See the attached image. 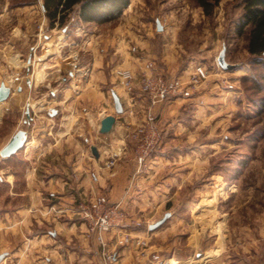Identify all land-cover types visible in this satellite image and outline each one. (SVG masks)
<instances>
[{
  "label": "crops",
  "instance_id": "crops-1",
  "mask_svg": "<svg viewBox=\"0 0 264 264\" xmlns=\"http://www.w3.org/2000/svg\"><path fill=\"white\" fill-rule=\"evenodd\" d=\"M134 8L137 7L130 3L116 20V26H109L115 20L84 22L77 15L78 26H81L78 30H83L84 34L81 41L76 42L73 33L67 35V41H71V52L73 45L81 47L80 59L70 53L62 63L53 62L50 67L55 65L56 69L46 75L57 77L55 85L48 78L49 93L33 101L28 99L24 119H19L16 127L0 136L1 151L18 130L27 132L23 149L7 159L0 156V264H101L100 245L95 234L90 233L74 213L80 202L100 195H105L112 204H119L126 217L123 228L109 233L110 246L129 230L145 235L153 232L149 228L156 219L150 218L170 213L171 196L180 191L179 184L173 191L174 184L179 183L180 177L183 179L184 172L176 176L177 171L167 174L160 170L168 162L176 163L173 168L179 169L180 156L170 159L167 145L162 141L147 166L139 170L134 145L127 135L143 119L147 99L139 87L128 94L119 85L115 70L128 69L139 77L146 65L153 63L159 74L187 78L195 65H206L210 61L200 52L187 51L174 36L171 38L169 33L173 28L164 20L159 19L164 28L160 32L157 22L140 18V15L135 17L131 12ZM37 50L32 47L27 57L30 69L39 61L43 62V67L53 61L52 56L38 60ZM7 54L8 50L2 46L1 73L4 69L7 72ZM215 62L218 63V57ZM214 69L218 75L214 78L225 77L215 66ZM41 77L28 80L32 94L39 89L40 83H45ZM2 82L5 81L0 84ZM212 86L213 82L209 81L192 97L172 101L171 98L164 106L160 105L157 108L160 125L167 112L178 104L181 106L185 101L194 105L201 101L207 103L213 95ZM17 87L18 95L24 94L20 84ZM113 92L121 99L122 114L116 113ZM2 103L0 126L10 113ZM27 107H30V119L26 116ZM53 110H56L55 115ZM109 115L115 116L116 122L110 133L103 134L100 124ZM175 131L180 133V124ZM161 137L163 139L164 135ZM93 147L98 156L93 154ZM111 158L116 159V164L109 168L106 163ZM172 215L170 213V217ZM138 221L142 222L140 226L136 225ZM225 226H222L224 233L228 228ZM217 239L207 257L208 264H230L232 260L226 252L230 238L228 241L225 237L220 243ZM133 247H119L114 264H148L136 255ZM260 261L264 264V257ZM159 262L160 259L153 255L149 264Z\"/></svg>",
  "mask_w": 264,
  "mask_h": 264
},
{
  "label": "rangeland",
  "instance_id": "rangeland-1",
  "mask_svg": "<svg viewBox=\"0 0 264 264\" xmlns=\"http://www.w3.org/2000/svg\"><path fill=\"white\" fill-rule=\"evenodd\" d=\"M132 2L137 7L131 11L135 17L140 15L152 22L164 20L173 28L170 37L174 36L187 51L208 57L210 62L204 65L209 70L207 81L193 94L209 81L213 82L214 91L210 89L213 95L207 103L201 101L194 105L185 101L162 118L160 133L164 137L161 142L167 145L170 159L180 156V168L175 170L176 163L168 162L160 171L167 174L177 171L176 176L184 172L183 179L180 177L179 183L174 184L173 191L179 184V193L175 191L169 201L168 212L173 215L147 235L130 230L122 233L113 246L108 244V252L115 261L119 247L133 245L136 255L148 264L153 255L160 259L158 264H208L207 257L214 249L215 238L220 243L226 237L228 241L230 238L226 251L232 260L230 264H262L264 65L254 64L248 52L249 30L243 35L236 30L243 14L242 0H222L209 16L195 0H130ZM116 20L109 26L118 25ZM78 25L77 14L72 13L64 25L52 28L43 10V0H0V49L3 46L8 50L7 72L6 69L0 72V82L5 81L13 91L2 103L10 113L0 126V136L16 127L19 119H24L28 99L33 101L49 93L48 78L55 85L57 77L46 75L56 69L55 65L50 67L53 62L62 63L70 53L80 59L81 47L73 45L71 52V41H67V35L72 33L73 41H81L84 32L78 30L81 27ZM32 47L38 48V60L52 56L53 61L44 67L39 61L30 69L26 60ZM224 47L226 61L235 66L232 71L214 63ZM214 66L225 77L214 78L218 77ZM39 75L45 83H40L32 94L27 82ZM18 84L24 94L18 95ZM173 99L180 97L171 101ZM178 124L180 133L175 131ZM165 213L151 217L156 219L153 224ZM141 224V221L136 223ZM222 226L228 227L226 233ZM99 251L101 264H104L102 247Z\"/></svg>",
  "mask_w": 264,
  "mask_h": 264
},
{
  "label": "built area",
  "instance_id": "built-area-1",
  "mask_svg": "<svg viewBox=\"0 0 264 264\" xmlns=\"http://www.w3.org/2000/svg\"><path fill=\"white\" fill-rule=\"evenodd\" d=\"M115 76L128 94H132L139 87L147 99L143 119L127 135L134 145L136 161L141 170L147 166L162 143L157 108L174 97H191L193 91L207 81L209 70L204 65H196L187 78L180 75L166 76L155 72L154 64L149 63L139 77L124 68H117ZM115 164L116 159L111 158L106 166L110 168ZM74 213L87 226L88 231L95 234L103 249L104 264H112L114 260L107 249V238L113 229H121L125 223L126 217L120 205L112 204L105 195H100L93 200L80 202Z\"/></svg>",
  "mask_w": 264,
  "mask_h": 264
},
{
  "label": "trees",
  "instance_id": "trees-1",
  "mask_svg": "<svg viewBox=\"0 0 264 264\" xmlns=\"http://www.w3.org/2000/svg\"><path fill=\"white\" fill-rule=\"evenodd\" d=\"M195 1L209 16L222 0ZM129 4L130 0H43L45 13L52 28L64 25L72 13H77L84 22L114 21ZM242 6L243 14L236 30L239 35L246 34L249 30L248 52L253 57L254 64L264 65V0H242Z\"/></svg>",
  "mask_w": 264,
  "mask_h": 264
},
{
  "label": "water",
  "instance_id": "water-1",
  "mask_svg": "<svg viewBox=\"0 0 264 264\" xmlns=\"http://www.w3.org/2000/svg\"><path fill=\"white\" fill-rule=\"evenodd\" d=\"M163 26L161 22L157 21V30L163 31ZM32 57L29 58V63H31ZM218 64L223 70L232 71L235 69L234 65H231L226 61V48L224 47L221 53L218 56ZM12 90L5 82L0 84V103L7 101L11 96ZM113 99L115 104V110L117 114H122L124 112L123 105L119 95L116 92H113ZM53 115L56 114V110H53ZM26 116L30 119V107L26 109ZM116 122V117L109 115L103 118L100 124V132L103 134L110 133ZM27 142V132L23 129L18 130L9 140V142L3 147L0 151V156L4 159L10 158L15 155L18 151L24 148ZM92 152L95 156H98L97 149L92 148ZM170 217V213H166L162 219L150 226V230H156L162 226Z\"/></svg>",
  "mask_w": 264,
  "mask_h": 264
}]
</instances>
